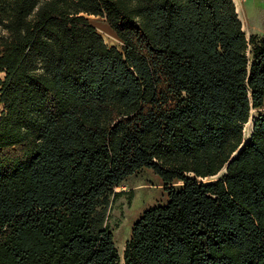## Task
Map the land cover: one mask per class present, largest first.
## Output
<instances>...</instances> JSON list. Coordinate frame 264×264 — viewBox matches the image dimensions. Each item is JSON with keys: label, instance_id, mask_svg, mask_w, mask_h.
I'll list each match as a JSON object with an SVG mask.
<instances>
[{"label": "trees", "instance_id": "trees-1", "mask_svg": "<svg viewBox=\"0 0 264 264\" xmlns=\"http://www.w3.org/2000/svg\"><path fill=\"white\" fill-rule=\"evenodd\" d=\"M0 102V264H122L145 170L169 199L125 264H264V36L233 0H0Z\"/></svg>", "mask_w": 264, "mask_h": 264}, {"label": "rangeland", "instance_id": "rangeland-1", "mask_svg": "<svg viewBox=\"0 0 264 264\" xmlns=\"http://www.w3.org/2000/svg\"><path fill=\"white\" fill-rule=\"evenodd\" d=\"M264 0H262V19L264 20ZM242 13V12H241ZM241 18L245 20L244 14ZM93 24L97 27L100 34L103 36L105 42L110 47L122 48V42L119 40L117 34L111 28L106 18L91 17ZM246 21V20H245ZM262 35L264 36V23L262 25ZM247 37L250 38L252 31L244 28ZM255 35V34H254ZM4 106L0 102V116L2 115ZM264 113V106L261 109L253 110L252 119ZM250 125L245 127L246 139L250 137ZM133 192L132 196L121 198L114 206L111 216L112 223L119 222L120 226L117 229V245L121 254L122 264L124 263V251L126 243L131 237L132 229L136 221L150 208L165 204L169 197L167 188L164 186L161 178L155 174L153 170H145L132 178H130L127 186L121 187L120 191Z\"/></svg>", "mask_w": 264, "mask_h": 264}, {"label": "crops", "instance_id": "crops-1", "mask_svg": "<svg viewBox=\"0 0 264 264\" xmlns=\"http://www.w3.org/2000/svg\"><path fill=\"white\" fill-rule=\"evenodd\" d=\"M237 11L240 15V19L243 23V27L248 31H252L251 35H262L263 23L262 19V0H233ZM264 4V3H263ZM242 12V13H241ZM241 14H244L245 20L241 18Z\"/></svg>", "mask_w": 264, "mask_h": 264}, {"label": "bare ground", "instance_id": "bare-ground-1", "mask_svg": "<svg viewBox=\"0 0 264 264\" xmlns=\"http://www.w3.org/2000/svg\"><path fill=\"white\" fill-rule=\"evenodd\" d=\"M247 125H250V127H251V132L250 133H252L253 132V126H254V120H251ZM251 135V134H250ZM118 190H120V187L119 188H117V191Z\"/></svg>", "mask_w": 264, "mask_h": 264}]
</instances>
